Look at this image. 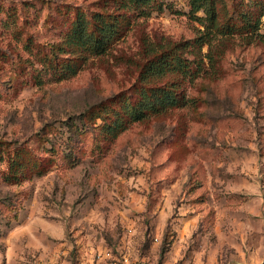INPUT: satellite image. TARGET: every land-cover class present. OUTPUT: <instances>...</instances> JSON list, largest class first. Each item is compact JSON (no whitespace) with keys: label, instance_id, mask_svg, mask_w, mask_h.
<instances>
[{"label":"rangeland","instance_id":"1","mask_svg":"<svg viewBox=\"0 0 264 264\" xmlns=\"http://www.w3.org/2000/svg\"><path fill=\"white\" fill-rule=\"evenodd\" d=\"M46 1L55 14L67 1L97 2L0 0V20L27 8L42 41H53L72 19L57 13L47 31ZM162 1L149 17H129L75 76L42 85L35 51L0 26V264H264V26L247 45L193 18L190 0ZM227 3L216 0L222 21ZM204 32L201 50L187 42ZM170 48L201 72L151 83H179L174 97L186 103L129 123L120 96L136 95L144 68ZM106 100L107 121L129 123L116 137L92 110ZM15 154L30 165L7 182Z\"/></svg>","mask_w":264,"mask_h":264},{"label":"trees","instance_id":"2","mask_svg":"<svg viewBox=\"0 0 264 264\" xmlns=\"http://www.w3.org/2000/svg\"><path fill=\"white\" fill-rule=\"evenodd\" d=\"M108 1L110 0L105 2L97 0V2L91 3L92 6L88 8L82 5H72V2L69 1L59 5L58 16L61 17V20L63 17L67 20L70 17L72 23L65 34L49 42L42 41L43 33L37 29L40 18L38 13L35 12L33 15L24 7L20 9L12 7L13 13H9L6 20L1 19L0 26L5 33L11 35V39L16 44L23 46L31 54L33 50L35 51L34 55L37 56L41 66L35 75L38 85H42L46 78L68 79L78 73L80 65L86 62L91 55L98 56L109 50L113 41L122 34L129 17L132 15L149 17L153 12L163 9L162 0H115L117 6L115 10L110 9L111 2ZM253 1L256 0H251V2ZM44 4L46 11L42 16L43 25L49 31L51 28H55L54 25L58 22L57 13L55 14L57 7L52 9L51 1H46ZM227 4L229 12L223 21L220 20V11L218 12L216 0H190V14L196 20L207 23L213 28L219 26L220 34L237 35L247 45L258 41L261 36L259 31L264 26V11L260 12L264 8V4L257 3L258 9L251 7L250 3L246 4L243 0H228ZM244 7L247 8L246 11L243 10ZM20 10L22 17L16 14ZM199 12H203L204 16H199ZM20 18L23 20L22 22ZM208 34L210 32L196 35L187 42L201 50L210 42ZM35 42L42 45L35 46ZM174 48L157 53L148 63L143 70L142 81L144 83L134 86L132 89L136 95L123 91L119 99L125 103L123 109L127 110L129 123L142 121L152 114L165 112L169 108L183 107L186 103L187 99L183 93L174 97V93L180 89L179 83L166 82V85L162 86L151 83L154 78L164 76L166 72L176 71L184 79H193L201 72L202 68L198 61L186 58L183 52H177ZM193 62L196 64L195 69L191 67ZM139 84H141L140 81L137 85ZM115 101L110 100L108 104L112 107ZM107 102L108 100L97 103L92 107V110L96 111L103 120V128H107L112 137H116L128 128L129 123L127 124V121H123V119H116L114 123H109L108 115L105 112ZM0 160H2L1 151ZM29 165V162H24L20 158V154H15L8 161V173L4 177L5 180L7 182L18 180L19 175L27 170ZM33 166L38 168L36 165Z\"/></svg>","mask_w":264,"mask_h":264}]
</instances>
